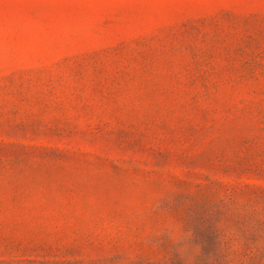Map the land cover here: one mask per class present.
Instances as JSON below:
<instances>
[{"label": "rangeland", "instance_id": "rangeland-1", "mask_svg": "<svg viewBox=\"0 0 264 264\" xmlns=\"http://www.w3.org/2000/svg\"><path fill=\"white\" fill-rule=\"evenodd\" d=\"M169 219L186 264H264V0H0V264H121Z\"/></svg>", "mask_w": 264, "mask_h": 264}, {"label": "clouds", "instance_id": "clouds-1", "mask_svg": "<svg viewBox=\"0 0 264 264\" xmlns=\"http://www.w3.org/2000/svg\"><path fill=\"white\" fill-rule=\"evenodd\" d=\"M159 209V201L154 203V210ZM162 238L167 239L171 246L175 248L176 253L182 259L183 264H186V254L190 250L198 252L197 247L190 244L191 233L183 230V226L169 219L162 227L155 231H145L139 238L138 243L140 248H127L121 253V264H129L135 260L137 254L143 251L146 254H151L160 251L159 244ZM258 250H264V244L256 243L249 249V255H255Z\"/></svg>", "mask_w": 264, "mask_h": 264}]
</instances>
